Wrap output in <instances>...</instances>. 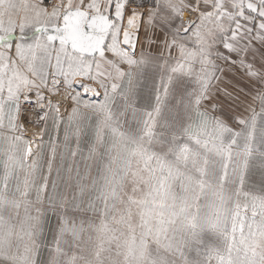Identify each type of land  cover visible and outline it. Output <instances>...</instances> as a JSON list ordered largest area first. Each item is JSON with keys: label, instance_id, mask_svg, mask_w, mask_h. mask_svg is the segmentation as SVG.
I'll return each mask as SVG.
<instances>
[{"label": "snow or ice", "instance_id": "snow-or-ice-1", "mask_svg": "<svg viewBox=\"0 0 264 264\" xmlns=\"http://www.w3.org/2000/svg\"><path fill=\"white\" fill-rule=\"evenodd\" d=\"M0 264H264V0H0Z\"/></svg>", "mask_w": 264, "mask_h": 264}]
</instances>
